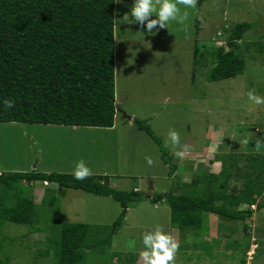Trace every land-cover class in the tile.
<instances>
[{"label": "rangeland", "instance_id": "374dc122", "mask_svg": "<svg viewBox=\"0 0 264 264\" xmlns=\"http://www.w3.org/2000/svg\"><path fill=\"white\" fill-rule=\"evenodd\" d=\"M132 4L133 0L114 3V98L120 111L116 125L84 128L0 123V173L72 174L74 162L83 159L93 175L107 176L113 189L136 188L148 198L130 205L109 249L110 253L135 255V264H141L142 233L157 225L179 241L175 264H264V210L245 222L209 215L207 232L200 236L171 228L168 204L153 197L168 193L176 180L168 176L158 145L127 121L132 116L146 119L176 166L174 177L181 183L194 176L218 174L227 153L264 155V148L257 151L254 146L256 140L264 139V105L251 104L246 95L255 89L264 96V0H197L196 9H187L190 17L184 25L171 21L167 28L151 33L131 21ZM242 22L253 24L238 42L244 73L209 82L214 57L207 53L226 48L227 28ZM195 48L201 51L196 63ZM166 97L170 100L165 106ZM170 128L179 132L182 143L191 146L183 159L165 145ZM244 139L249 143L244 144ZM146 154L155 161L152 166L146 163ZM244 163L241 158L239 166ZM22 186L37 206L47 188H56L42 182H22ZM240 188V180L231 176L228 191ZM40 211L42 217L34 227L5 225L0 237L4 239L2 264H52L51 256L39 255L47 248L50 226L59 221L111 225L121 208L110 197L68 189L55 207L44 205ZM194 244L208 249H194Z\"/></svg>", "mask_w": 264, "mask_h": 264}, {"label": "trees", "instance_id": "16d2710c", "mask_svg": "<svg viewBox=\"0 0 264 264\" xmlns=\"http://www.w3.org/2000/svg\"><path fill=\"white\" fill-rule=\"evenodd\" d=\"M114 3L115 0H0V123L113 127L117 111ZM130 19L137 23L132 16ZM252 27L247 22L230 26L226 48L207 53L214 57L207 74L209 82L244 73L246 65L238 54V42ZM200 53L194 49V63ZM5 99L14 100L15 107L6 108ZM132 122L158 145L161 160L169 168L168 176L176 180L168 193L153 197L154 201L168 204L171 228L200 236L207 232L209 215L228 222H245L264 210V155L227 154L218 174L194 176L181 183L174 177L176 166L146 120L133 118ZM241 158L245 163L239 166ZM231 176L241 182L236 192L227 189ZM22 182L55 184L56 188H47L37 206ZM199 183L204 186L199 187ZM68 189L110 197L121 211L111 225L54 223L47 230V248L39 255L51 256L52 264H135V255L110 253L109 249L127 209L148 197L136 189H113L107 176L92 175L78 181L72 174L55 172L0 173V237L7 223L34 227L42 217L41 207H55ZM3 242L0 238V250ZM193 248L207 250L208 246L194 244Z\"/></svg>", "mask_w": 264, "mask_h": 264}, {"label": "clouds", "instance_id": "9594fccd", "mask_svg": "<svg viewBox=\"0 0 264 264\" xmlns=\"http://www.w3.org/2000/svg\"><path fill=\"white\" fill-rule=\"evenodd\" d=\"M120 3L121 0H115ZM181 6H183V11ZM197 0H133L130 14L141 27H146L151 33L153 29H164L171 21L184 25L189 19L190 13L187 9H196ZM127 15V14H126ZM156 18L153 19L152 17ZM202 20L203 18L200 17ZM228 51V49H226ZM249 102L253 105H264V96L257 94L255 89H249L246 93ZM170 98L164 100L165 106ZM3 105L11 109L15 107V101L5 99ZM244 144L249 140L244 139ZM165 145H170L173 155L178 159H183L191 150V146L182 143L180 134L175 128H170L167 132ZM255 149L259 151L264 148V139L255 141ZM146 163L152 166L155 161L151 155L146 154L144 157ZM72 175L74 179L83 181L93 175L92 170L86 165L83 159L74 162ZM143 248L139 252L141 264H175L176 253L179 251V241L163 226L157 225L153 229L142 233Z\"/></svg>", "mask_w": 264, "mask_h": 264}, {"label": "crops", "instance_id": "0c3cea01", "mask_svg": "<svg viewBox=\"0 0 264 264\" xmlns=\"http://www.w3.org/2000/svg\"><path fill=\"white\" fill-rule=\"evenodd\" d=\"M118 113H120V111H116V114H115V118H114V124H113V127L116 125V120H117V117H118ZM131 118V120L129 121V120H127L129 123L130 122H132V119H133V116L132 117H130ZM146 120V119H145ZM123 121V120H122ZM124 122V121H123ZM112 127V128H113ZM227 154H229V153H227ZM227 154H225V155H227ZM233 154H238V153H233ZM161 158V157H160ZM134 189H136V188H134Z\"/></svg>", "mask_w": 264, "mask_h": 264}, {"label": "water", "instance_id": "95a60500", "mask_svg": "<svg viewBox=\"0 0 264 264\" xmlns=\"http://www.w3.org/2000/svg\"><path fill=\"white\" fill-rule=\"evenodd\" d=\"M121 1H122V2H126V3H127V2H130V1H132V0H121ZM127 119H128L129 121L131 120V118H130V117H128Z\"/></svg>", "mask_w": 264, "mask_h": 264}]
</instances>
